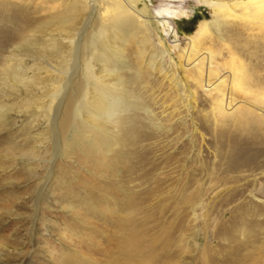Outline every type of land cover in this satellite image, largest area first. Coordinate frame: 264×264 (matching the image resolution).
Here are the masks:
<instances>
[{"label":"rangeland","instance_id":"obj_1","mask_svg":"<svg viewBox=\"0 0 264 264\" xmlns=\"http://www.w3.org/2000/svg\"><path fill=\"white\" fill-rule=\"evenodd\" d=\"M166 3L186 13L174 19L180 47L174 48L169 38L165 39L157 22L158 28H152L153 40L158 51H164V64L171 65L184 81V97L163 75L159 59L153 68L147 67L148 59L140 54L139 39L134 35L105 40L107 49L113 48L126 61L140 66L143 80L137 89L146 95L148 108L164 127L151 126L150 136L138 151L139 157L143 155L140 158L154 162L152 191L138 205L139 211L147 210L151 216L148 264H264V17L262 22L250 19L243 23L239 34L227 35L225 40L213 29L200 37L199 45L209 48L221 65L230 63L229 49L233 50L236 60L254 73L250 84L262 90V96L251 97L242 88L232 94L233 103L249 98L260 106L254 108L246 127L240 128L232 125L233 120L231 126L223 124L216 92H209L202 79L196 80L182 66L181 54L188 47L189 36L202 22L213 19L211 9L195 0H141L138 7L146 4L154 12ZM156 33L164 39V46L160 47ZM103 40L93 41L96 49ZM14 47L15 43L0 53L7 55ZM40 53L25 58L26 66L31 67L28 75H33L38 63L41 78L14 87L0 83V101L11 106L0 122V264H72L73 258L80 264H144L143 254L135 260H112L118 252L112 241L116 226L99 217L82 198L96 183L103 182L109 168L99 162L101 152L94 143L72 142L69 129L53 137L55 110L50 114L46 110L55 88L44 76L52 71L50 65L59 66V58ZM84 54L79 49L74 56L71 83L75 82L76 95L81 92L80 115L86 122H78V128L72 130L92 137L94 133L87 130L89 123L101 121L98 114L106 108L102 86L112 93L119 75H107L105 61L98 56L85 64ZM36 101L45 103L43 109L30 107ZM12 143L20 148L8 154ZM51 168L50 180L40 195ZM131 184L140 193L146 186L139 178ZM105 206L101 203L102 209L108 208Z\"/></svg>","mask_w":264,"mask_h":264},{"label":"bare ground","instance_id":"obj_2","mask_svg":"<svg viewBox=\"0 0 264 264\" xmlns=\"http://www.w3.org/2000/svg\"><path fill=\"white\" fill-rule=\"evenodd\" d=\"M140 1L0 0V50L15 43V47L7 55L0 53V83H7L14 87L21 84L29 85L35 78H41L42 72L38 63L33 75H28L31 67L26 66V56L43 52L46 56L59 58V66L56 68L55 65H50L52 71L48 70L44 76L50 83L53 81L55 88L53 95L51 93L52 99L46 110L47 114L55 110L51 122L52 130H50L54 138L61 133L66 134V130L69 129L72 133L69 137L72 142L94 143L101 152L99 162L109 168L105 177H102L103 182L96 183L90 188L89 193L82 195V198L86 204L95 209L99 217L102 216L114 222L116 228L112 241L118 250L112 257L115 263L119 260L134 259L141 254L146 259L144 264H148L150 260L152 244L149 222L151 216L147 210L144 212L140 209L139 211L138 205L148 199L147 196L152 191L151 179L154 174H152L151 164L154 162L151 163L149 158H140L143 155L139 157L138 151L143 146V140L151 134L148 131L149 128L161 130L164 127L152 109L148 108L146 95L141 94L137 89L140 87H137V84L142 79L140 66L137 67L126 61L113 48L107 49L108 45L105 40L114 35H122V40L134 35L139 39L140 54L148 59L147 67L153 68L156 60L159 59V62L163 64V67L160 66L163 75L170 78V82L173 83V87L177 89L181 97L185 95L183 93L184 81L177 76L176 70L174 71L171 65L164 64V51H158L159 46L153 40L155 31L152 28L156 29L158 28L157 23L161 24L165 39L169 38L174 48L180 47L179 32L174 19H180L186 13L184 10L172 8L169 3L150 12L146 4L141 9L138 7ZM195 1L200 5L208 6L212 11L213 19L202 22L195 34L189 36L188 47L184 48L181 54L184 58L182 66L190 74L192 73L196 80L202 79L209 92H216L220 100L218 113L222 117L223 124L231 126L230 123L233 120L232 125L244 128L250 120L248 117L254 114L252 112L254 108L260 106L256 107L251 100H248L249 98H245L240 104L233 103L232 94L237 92L236 88L238 90L242 88L244 94L251 97L262 96V90L250 84V78L254 73H251L247 64L240 59L236 60L237 56L231 49L229 52L232 60L230 59V63L221 65L220 62L214 60L209 48L199 45L200 37L213 29L218 32L221 40H225L227 35L232 37L239 34L242 24H246L250 19L262 22L264 0ZM154 24L157 26L154 27ZM225 28H230V30ZM99 37L104 40L100 42L99 49H96L93 41L100 39ZM158 38L160 47L164 46V39L161 36ZM79 49L85 52L83 56L85 64H89L93 56H98L105 61L104 67L107 75H119V81L113 86L112 93L106 86H102L103 100L107 98L106 108L98 114L101 121L89 123L90 127L87 130L94 133L92 137L84 131L72 130V127L78 128V122H86L80 115L82 111L79 102L81 92L76 95L75 82L71 83V68L75 63L74 56ZM224 69L227 70L224 71ZM62 78L66 80L63 81ZM259 78L257 76V79ZM33 105L41 109L45 103L36 101L31 103L30 107ZM8 109L10 110L11 106L0 101V122L5 118ZM19 148L20 146L12 143L8 145L7 153L12 154ZM51 174L52 168L44 178L39 191L40 195L45 191ZM134 178H139L146 184L142 193L131 184ZM101 203H105L108 208L105 206L107 209H102ZM118 211L129 212L130 215H119ZM126 225H130V229ZM92 232L96 234L97 230L94 229ZM78 261V259H70L72 264H80Z\"/></svg>","mask_w":264,"mask_h":264}]
</instances>
